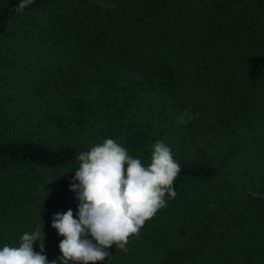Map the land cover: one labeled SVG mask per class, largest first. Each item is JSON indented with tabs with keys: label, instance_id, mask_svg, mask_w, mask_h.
<instances>
[{
	"label": "trees",
	"instance_id": "16d2710c",
	"mask_svg": "<svg viewBox=\"0 0 264 264\" xmlns=\"http://www.w3.org/2000/svg\"><path fill=\"white\" fill-rule=\"evenodd\" d=\"M106 1L0 8L3 24L53 4L42 38L72 71L49 86L58 102L29 117L52 141L0 139L4 203L36 189L43 206L32 226L58 252L54 217L72 210L78 219V156L111 138L147 166L163 141L182 169L177 196H166L126 252L113 246L96 264H264V0Z\"/></svg>",
	"mask_w": 264,
	"mask_h": 264
},
{
	"label": "clouds",
	"instance_id": "9594fccd",
	"mask_svg": "<svg viewBox=\"0 0 264 264\" xmlns=\"http://www.w3.org/2000/svg\"><path fill=\"white\" fill-rule=\"evenodd\" d=\"M32 2L21 0L18 10ZM78 160L73 178L78 183L71 185L79 201L78 219L68 210L54 217L52 227L64 237L59 244L61 264H96L113 246L126 252L129 238L139 235L145 222L167 206L166 196H177L174 181L182 169L163 141L152 146L147 166L111 138L81 153ZM40 235L24 233L18 247L0 248V264H48ZM36 241L40 252L33 250Z\"/></svg>",
	"mask_w": 264,
	"mask_h": 264
},
{
	"label": "rangeland",
	"instance_id": "374dc122",
	"mask_svg": "<svg viewBox=\"0 0 264 264\" xmlns=\"http://www.w3.org/2000/svg\"><path fill=\"white\" fill-rule=\"evenodd\" d=\"M9 1L0 0V8ZM91 1L101 6L110 5L106 0ZM53 7L52 4L43 8L46 20L45 15L28 12L0 24V111L8 119V124L0 125V139H12L15 137L13 133H17L32 140L52 141L51 135L45 130H38L34 122H29V117L33 113L35 120L37 108L44 112L48 111L49 104L54 106L59 98L50 95L49 86L62 77L72 76L67 54L50 49L42 38L48 30L47 14ZM5 127H9L10 131L5 130ZM30 127L33 129L30 130ZM20 183L22 180L17 179L12 185ZM3 197L0 194V241L7 239L21 243L24 233L40 232V238H44V252L41 254L47 257L48 264L53 261L61 264L58 258L62 253L49 252L48 244L51 240L46 230H37L32 226L31 214L39 212L36 210L43 206L36 189L15 191L8 199L19 200V203L12 206L10 202L4 203ZM33 250L40 252V241L34 242Z\"/></svg>",
	"mask_w": 264,
	"mask_h": 264
}]
</instances>
